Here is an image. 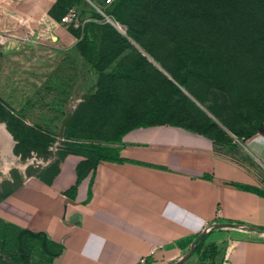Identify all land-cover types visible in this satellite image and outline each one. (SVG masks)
Masks as SVG:
<instances>
[{"label":"rangeland","instance_id":"1","mask_svg":"<svg viewBox=\"0 0 264 264\" xmlns=\"http://www.w3.org/2000/svg\"><path fill=\"white\" fill-rule=\"evenodd\" d=\"M28 1L33 14L21 23L41 25V3ZM71 9L75 18L62 21ZM48 15L58 26L50 20L44 33L62 27L74 43L46 65L30 27L19 37L0 33V120L18 152L5 175L71 152L90 167L99 147L116 151L120 135L139 123L204 129L227 145L264 120V0H55ZM234 229L249 228L225 224L191 239L183 264H215ZM24 258L54 264L36 240L18 247L15 230L0 221V264Z\"/></svg>","mask_w":264,"mask_h":264},{"label":"crops","instance_id":"2","mask_svg":"<svg viewBox=\"0 0 264 264\" xmlns=\"http://www.w3.org/2000/svg\"><path fill=\"white\" fill-rule=\"evenodd\" d=\"M54 2L38 1L36 26L21 23L33 14L28 0H0V33L18 36L30 27L41 65L74 43L62 27L48 31L51 42L41 39L50 20L58 26L48 15ZM229 143L176 124H151L123 133L119 161L84 167V157L71 152L32 172L25 164L19 174L5 175L1 169L18 153L0 120V221L53 243L54 264H138L141 258L183 264L193 255L180 259L189 241L207 226L243 224L251 228L234 229L215 264H264V120Z\"/></svg>","mask_w":264,"mask_h":264},{"label":"trees","instance_id":"3","mask_svg":"<svg viewBox=\"0 0 264 264\" xmlns=\"http://www.w3.org/2000/svg\"><path fill=\"white\" fill-rule=\"evenodd\" d=\"M179 83H181V82H179ZM151 124H167V123H139V124H137L131 128H135V127H139V126H146V125H151ZM170 124L180 125V126H183L185 128L196 131L198 133L208 135L211 138H213L216 143H218L215 140V138L212 136V134H210L208 131H206L204 129L193 128L191 126L182 125V124H178V123H170ZM131 128H129V129H131ZM129 129H127V130H129ZM127 130H125L123 133H125ZM256 130L254 132H256ZM254 132H252L251 134H253ZM123 133L120 135V138L123 135ZM251 134H249L248 136H250ZM120 138H119V140H120ZM241 138H245V137H241ZM98 149L100 150L99 156L97 159H95L93 161L91 166H94L99 160H114V161L120 160L117 157V149H116V151H114L112 153H109L108 151H106V147H99ZM14 150L16 153H18L16 150V145H15ZM4 225L11 227L15 230V237H16V240L18 243V247H20L21 249H22V242L24 239H32V240H36L39 243L41 251L45 254V256L48 258L49 261H52L53 257L57 256V254L59 253V249L56 248L55 245L53 243H51L50 241L45 240L44 237H42V235H40L39 233H33L30 231L19 230V229L14 228L11 225H8V224H4ZM23 254L24 253H22L21 256H23ZM24 259L25 260L23 261V264H28V259L27 258H24Z\"/></svg>","mask_w":264,"mask_h":264},{"label":"built area","instance_id":"4","mask_svg":"<svg viewBox=\"0 0 264 264\" xmlns=\"http://www.w3.org/2000/svg\"><path fill=\"white\" fill-rule=\"evenodd\" d=\"M114 0H102L103 4L108 6L109 4L113 3ZM101 8V7H100ZM99 8V11H101ZM102 12V11H101ZM103 13V12H102ZM76 16L74 9L69 10V12L66 14L65 17H63L62 21H70L74 19ZM110 19V18H108ZM120 27V26H119ZM122 30V29H121ZM213 224V223H212ZM264 234V231H260ZM138 264H146L145 258H141L138 262Z\"/></svg>","mask_w":264,"mask_h":264},{"label":"water","instance_id":"5","mask_svg":"<svg viewBox=\"0 0 264 264\" xmlns=\"http://www.w3.org/2000/svg\"><path fill=\"white\" fill-rule=\"evenodd\" d=\"M121 32H122V31H121ZM218 226H222V224H221V225H217V224L213 223V224L207 226V227L202 231V233L197 237V239L200 238L202 235H204L206 232H208L210 229L215 228V227H218ZM245 226H246V228H251V227H249V226H247V225H245ZM192 251H193V248H191V249H190V250H189L184 256H182L180 259L186 258L187 256H189V255L192 253ZM173 263H175V261H172L171 263H168V264H173Z\"/></svg>","mask_w":264,"mask_h":264},{"label":"bare ground","instance_id":"6","mask_svg":"<svg viewBox=\"0 0 264 264\" xmlns=\"http://www.w3.org/2000/svg\"><path fill=\"white\" fill-rule=\"evenodd\" d=\"M123 32V30H121Z\"/></svg>","mask_w":264,"mask_h":264}]
</instances>
